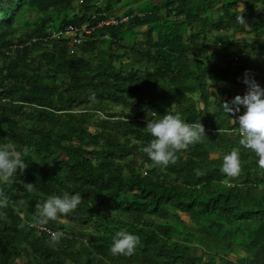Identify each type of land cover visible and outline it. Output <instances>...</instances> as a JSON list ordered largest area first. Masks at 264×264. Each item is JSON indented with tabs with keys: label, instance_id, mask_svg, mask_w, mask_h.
Here are the masks:
<instances>
[{
	"label": "trees",
	"instance_id": "1",
	"mask_svg": "<svg viewBox=\"0 0 264 264\" xmlns=\"http://www.w3.org/2000/svg\"><path fill=\"white\" fill-rule=\"evenodd\" d=\"M83 23L73 43L64 30ZM246 70L264 86V0H0V142L28 164L0 181V264H259L264 164L218 103L247 90ZM149 111L206 137L158 165ZM233 149L228 176L217 153ZM64 190L78 208L39 223ZM122 229L139 236L131 252L112 251Z\"/></svg>",
	"mask_w": 264,
	"mask_h": 264
},
{
	"label": "clouds",
	"instance_id": "2",
	"mask_svg": "<svg viewBox=\"0 0 264 264\" xmlns=\"http://www.w3.org/2000/svg\"><path fill=\"white\" fill-rule=\"evenodd\" d=\"M241 19L244 21L242 15ZM243 82L247 85V90L242 95L236 94L218 103L223 105L227 115L233 114L229 118L233 124L239 126V132L242 134L240 144L253 150L260 163L264 164V86L250 76L247 70ZM149 112L155 114L156 118L150 116L145 126L153 138L146 144L144 151L158 165H167L175 161L179 149L206 137L205 127L200 121L190 123L179 111H169L162 115L154 111ZM27 166L22 158L21 149L15 142L11 140L0 142V181L14 180L18 170L22 172ZM241 167L242 160L238 149H233L223 156L222 169L228 176L238 175ZM82 200V193L78 191L64 190L61 194L50 195L39 205L40 215L36 219L39 223L56 219L61 214L77 209ZM62 235L61 232H52L51 241L53 243L60 241ZM138 242L139 236L136 233L122 229L113 236L112 251L131 252Z\"/></svg>",
	"mask_w": 264,
	"mask_h": 264
},
{
	"label": "built area",
	"instance_id": "3",
	"mask_svg": "<svg viewBox=\"0 0 264 264\" xmlns=\"http://www.w3.org/2000/svg\"><path fill=\"white\" fill-rule=\"evenodd\" d=\"M127 19V16H123L120 20L115 19L114 17H110L108 19H105L101 22H99V26L103 24H110V23H117V22H122ZM94 28L90 27L87 23H83L80 26H68L65 28V32L67 35H69L72 39L73 43H78L82 41V39L85 37V34L90 33ZM62 32L59 31L57 33V36L61 35Z\"/></svg>",
	"mask_w": 264,
	"mask_h": 264
},
{
	"label": "rangeland",
	"instance_id": "4",
	"mask_svg": "<svg viewBox=\"0 0 264 264\" xmlns=\"http://www.w3.org/2000/svg\"><path fill=\"white\" fill-rule=\"evenodd\" d=\"M153 1H157V0H153ZM218 7V4H216L215 6H214V8H213V12H214V14L216 15L217 13H216V8ZM141 28H143V27H141ZM218 33H221V32H218ZM134 57H136V56H134ZM133 57V58H134ZM127 56L126 55H124L123 56V59L124 60H127ZM222 85V84H221ZM238 90H244V88H242V87H238ZM213 94H214V96L213 97H215V98H217L218 99V96L219 95H215V92H213ZM194 98H197L198 97V94L196 93V94H194V96H193ZM200 104V106L202 105L201 104V102L199 103ZM115 112H117V113H119V114H123V115H128L129 114V112L127 111V110H125L124 112H121V110H119V109H116V110H114ZM217 155H219V156H221L222 158H223V156L225 155V153H224V151H219L218 153H217ZM181 218L185 221V222H187L188 221V217H187V215L186 214H181ZM256 260H257V262L259 263V264H264V252H261L257 257H256Z\"/></svg>",
	"mask_w": 264,
	"mask_h": 264
}]
</instances>
